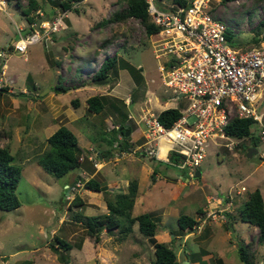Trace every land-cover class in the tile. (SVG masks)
<instances>
[{"label": "rangeland", "instance_id": "obj_1", "mask_svg": "<svg viewBox=\"0 0 264 264\" xmlns=\"http://www.w3.org/2000/svg\"><path fill=\"white\" fill-rule=\"evenodd\" d=\"M36 1L39 8L37 14L40 16L38 18H44L45 14H48V18L51 19L54 14L51 0ZM27 2L28 0H20L19 8L13 1L7 2L6 7L0 10V51H6L7 45L19 38L18 28H23L22 35L26 32H33V30H27L28 23L25 16L21 13V10L27 7ZM170 2L171 0H161L163 7H168ZM157 4L159 5V3ZM211 4L214 6L213 13L224 21L233 33L232 38L235 47L249 48L255 44L254 40L258 37L261 40L264 39V26L261 23L264 21V0H214ZM73 5L76 11H67L68 17L66 14L64 20L67 26V22H71L72 26L69 25L68 29L65 28L55 34L59 41L58 45L51 46L46 41V46H44V43L40 42L29 46L26 53L27 59H24L23 55L16 52H12L7 58L6 63L9 65V71L17 70L18 73L17 71L16 73H8L10 77L17 79L16 82H13L12 91H8L6 86L7 90L0 92V146L9 148L10 153L15 157L14 163L21 168V177L16 190L20 206L10 211L0 209V264H99L94 263L97 260L95 261L93 259L94 256H92V249L96 247H101L99 251L101 249L102 251L110 249V251L116 253L113 260H116L118 256L119 262L117 264H134L131 253L136 251H140L141 254L139 257V260L141 259L140 264H150L154 257V248L148 238L139 232L137 224H134L133 233L128 235L125 241L121 243L122 247L116 246V243H118L115 240L117 233L111 235L106 230H102L99 240L95 241L94 237L87 235L85 227L80 222H75L73 214L80 212L88 216L99 215L102 214L104 209L98 203L93 202V198L90 199V203L72 205L76 193L65 190L64 183L70 180L74 171L57 178L47 173L37 164V158L48 148L46 138L43 137L47 132L38 135L37 139L31 137L30 132L32 129H36L39 133L44 120L42 115H48L43 114L45 104L38 105L37 110L34 109L32 111L31 109L30 111L31 99L22 98L19 95V89L31 85V80L38 83L39 91L42 90L39 93L41 98L44 99L50 91H53L52 87L57 83L58 78L66 87L78 83L83 84L81 91L74 92L69 90L56 96L55 100L64 105L61 107L63 112L60 111L57 115V117L61 116L55 120L56 123L52 122L51 118L44 121L50 129V127L55 128L56 124L64 125L59 124V121H68L66 118L68 117L67 113L70 111H75L74 113L82 115L80 109L82 107L76 108L72 105L71 100L79 97L81 102L84 97L95 94L93 90L98 88V86L86 84L93 81L91 80L92 74L88 72H90L91 68H97L104 58L117 53L120 58L128 61L134 67L140 68L139 72L147 78L146 84L144 81L139 83L140 98L135 100L134 92L132 96L133 102L129 106L125 105L124 101H121L118 104L120 117H118L116 112L111 111L109 107L102 111L104 115L109 113L113 115L112 120L108 119L104 129L97 126L93 131L90 130V134H92L91 136L94 139L101 137L105 131L109 132L113 122H118V119L119 121L126 119L127 114H132L137 118V115L141 113L139 109L144 108L142 102L145 98V94L143 96L145 89L154 91L155 96L158 97L157 101L153 100L150 103L149 107L151 109H155L157 104L164 107H175L177 104L180 107L185 104L183 101L175 102L171 100V91L163 86L159 79L158 63L153 51L154 47L159 44L160 35L147 36L143 25L138 19L134 18H128L124 22H110L103 26L96 25L98 21L110 17L116 10L125 8V3L120 2V0H83L78 5L76 2ZM76 32L79 36L75 35ZM11 40L13 41L11 42ZM106 41H109L108 44L105 43ZM105 44L107 45L106 48H104ZM77 46L82 47V49L79 48L81 51L84 49L89 52L87 56L89 59L86 58L89 64H86L85 61V63H77L76 50L72 52L73 48H78ZM85 51L83 52L85 53ZM65 52L69 55L67 60L64 57ZM95 52L96 54L100 53L101 56L90 60L91 54H95ZM4 60V56L0 57V65L3 64ZM56 61L59 62L60 66L56 64ZM76 64L79 66L77 70L74 68ZM74 73H76L75 78L77 80L73 77ZM105 81H107L109 86L102 89L109 91V87L112 86L110 84L113 82L109 78L105 79ZM99 93L103 92L99 90L97 94ZM262 95L264 104V90ZM45 103H47V100ZM263 109L264 107H258L259 111ZM86 115L90 116L87 117ZM68 118L70 119V117ZM97 118L101 119V116L92 118L91 114L86 113L85 116L80 117L79 122L67 127L70 130L77 129V131H74L75 135L78 134L79 140L82 141V138L85 140L87 133L89 134L87 126L93 122L95 123ZM102 123L105 124V121L103 120ZM251 131L260 139L257 124L251 127ZM81 144L83 143L81 142ZM253 147L255 146L250 143L248 138L240 141L232 152L211 144L207 150L206 157L200 165L199 171L202 173V177L200 175L197 180L193 179L194 184H191L192 180H190L189 186L186 185L183 193H180V198L174 201H168V187L163 190L159 188L168 180L172 182V178L182 175V171L167 163L158 162L144 154H139L137 158H140V161L136 165L138 166L142 161L147 162L149 166L153 167V170L159 173V181L156 183L151 182L150 184L140 183L139 186L142 192L139 196L143 197L142 205L137 204L135 208L133 207V211H135V214L150 213L159 218L161 212H170L176 207L179 213L194 218L196 210L208 208L205 193L213 191L215 195L221 197L230 189L231 185L242 181L241 185L245 186L246 190L240 192L241 194L239 195L236 193L237 188L233 189L231 194L237 196L234 198L231 209L225 213L226 215L223 213L225 216L223 219L219 215L208 219L204 210L201 211L200 220H204L202 227L207 231L208 235L210 232L209 238L196 245L195 241H197L198 237L194 233L193 236L195 235V238H185L186 236L184 235L189 230L185 232L178 230L179 232L176 235L179 237L171 243L167 242V244H170L169 246L173 247L176 252L179 246L186 253L191 252V250L197 251L199 247L205 248V250L195 254L194 257L199 258L201 264H219L218 260L222 264H244L239 259L237 247H232V243H229V241H223L222 236L218 234L230 231L231 242L237 245L242 244L241 240L245 243L251 242L250 248L255 253V261L264 264V242L263 244L258 243L257 249H255L257 241L255 237L252 238L253 226L242 222L237 212L249 192L255 188H260L264 193V145L259 141L255 147L257 154L253 155L255 157L259 156V162L247 158L248 150ZM82 163H86L89 173L94 171L88 160H84ZM104 167L100 170L101 172H103ZM109 170L110 167L108 172ZM183 173L186 175L185 171ZM99 175L95 176V179L103 183L105 179L102 175ZM131 179L129 177V180ZM186 179H188V176ZM194 186H197L196 190L189 192L190 187L194 188ZM83 191L86 197L95 195L87 189ZM80 192L83 195L84 192L82 190ZM108 197L112 198V195ZM211 204L210 207L216 208L214 202ZM58 213H60L59 217L57 216ZM231 216L236 218L235 223H233V229L229 226ZM178 217L176 219L177 224ZM168 219L167 226L173 225L175 227V222L170 217ZM161 227L160 223H158V234ZM55 237L64 239L72 245V248L68 250H64L59 246L55 249L52 248L56 245ZM181 238L186 241L185 243L182 242V245L180 243L181 240H179ZM130 245L133 247H130ZM113 246L117 250H114ZM60 255L67 260L66 263L63 262L64 260L62 261ZM112 256L104 257L101 255V258L105 264H109ZM180 259H182L181 256ZM113 260L112 262H114Z\"/></svg>", "mask_w": 264, "mask_h": 264}, {"label": "built area", "instance_id": "obj_2", "mask_svg": "<svg viewBox=\"0 0 264 264\" xmlns=\"http://www.w3.org/2000/svg\"><path fill=\"white\" fill-rule=\"evenodd\" d=\"M146 1L150 21L159 27L155 33L160 35L159 44L154 45L153 52L161 84L171 91V100L185 104L179 107L181 116L170 127H165L157 119V107L162 105L151 109L150 103L158 97L147 90L142 102L144 108L139 109L141 113L137 118L128 114L130 121L142 124L140 137H130L129 146L120 149L118 142L122 136L118 134L113 159L130 160L144 154L185 171L187 181L193 180L211 144L233 151L242 141L225 131L235 118L255 121L259 140L264 145V109L258 110L264 107V39L249 48L235 47L233 38H229L233 33L213 13L214 0H187L186 5L170 3L161 8L154 0ZM5 6V0H0V10ZM59 10L55 9L51 19L41 22L39 30L33 28V32L24 35L18 31L19 38L6 51H0V57H5L9 51L25 55L28 47L35 43L43 42L46 46L45 42L65 27L67 11ZM132 102L129 96L125 104L129 106ZM112 128L117 129L118 124H112ZM172 153L178 155L177 161L170 160ZM85 158L95 171L104 165L92 148L82 154L79 161ZM241 182L230 186L229 196L234 188L237 194L246 190ZM83 184L78 179L68 191L75 193L84 188ZM222 201L226 202L224 198ZM230 205L229 200L218 212L207 209L206 217L212 219L219 215L223 219L222 212L229 210ZM203 221L199 219L192 232L199 233Z\"/></svg>", "mask_w": 264, "mask_h": 264}, {"label": "trees", "instance_id": "obj_3", "mask_svg": "<svg viewBox=\"0 0 264 264\" xmlns=\"http://www.w3.org/2000/svg\"><path fill=\"white\" fill-rule=\"evenodd\" d=\"M6 1H13L18 8L20 7V0ZM80 1L82 0H51L53 13L55 14V9H60L61 11H76V8L73 7V2ZM120 2L125 3L126 7L121 10H116L110 17L98 21L96 25L103 26L110 22H124L128 18H134L138 19L143 25L147 36L153 35L159 31V27L150 21V15L147 11L148 3L146 0H120ZM154 3L160 8L163 7L161 0H154ZM157 3H159V5ZM170 3L186 5L187 0H171ZM38 9L39 8L36 0H28L27 7L21 10V13L25 16V19L28 23V31L33 30L36 19L40 17L39 14H37ZM261 23L264 26V21ZM229 38H232V35H230ZM260 41L261 39H259V37L254 40L255 44L259 43ZM108 42L109 41H106L105 43L108 44ZM56 64H59V62L56 61ZM120 69H126L131 77L137 82V84L142 82V76L139 72L140 68H136L128 61L120 58L117 53H114L112 56H107L103 59L101 65L93 71L92 80H105L109 78L110 81L114 82V79L116 78ZM69 89V87L62 85L59 78L53 87L55 93H64ZM6 90V87H0V92H5ZM120 102L121 100L112 99V97L108 95H92L86 99L87 111L97 114L109 107L113 109L112 111L118 114V117H120L118 107ZM71 103L77 107L78 103L76 99H73ZM180 116L181 114L179 107H169L160 111L158 113L157 119L163 126L170 127ZM117 121L118 122H116L115 125L118 123V128H111L109 132L105 133L108 136L105 140L110 148L107 149L106 154L102 156L103 158L112 156L113 151L115 150L113 145L117 140L118 134L122 136V140L118 142V148L124 149L129 146L128 141L130 139V135L125 136V132L127 130H129L130 133L132 131V126L130 124L131 121L128 119V114L126 115V119H122L121 121L118 119ZM125 124L128 125L127 128H124ZM254 124H256L255 121L249 118H235L230 123H228L225 131L227 134L237 138H248L250 143L256 147L258 138L251 131V127ZM46 143L48 148L37 158V164L41 166L47 173L57 178L63 177L74 168H79L82 165V162L79 161L80 156L82 154H87L89 149L88 148L83 152V150L78 145L77 136L65 125H60L48 138H46ZM177 156L178 155L176 153H172L170 160L177 161ZM14 160L15 157L10 153L9 148L7 146H0V209L5 211L14 210L20 206V202L16 195V190L21 177V168L14 163ZM85 160L87 159L85 158ZM100 160H102V158H100ZM158 162L162 161L158 160ZM92 168L94 172H98L95 171L93 166ZM175 168L178 169L177 167ZM187 176L188 175L185 177ZM83 182V187L85 189L104 193L108 191V187L102 185L94 177H91ZM127 187L128 190L125 193L117 192L112 194V198L108 196L105 197L107 209L106 213L88 216L78 212L73 214V219L75 222H80L85 227L87 235L94 237L95 241L99 240V235L102 230H106V232L109 234L117 233L115 240L117 242H121L132 233L133 225L137 224L139 232L148 238L154 248V257L150 264H180V260L174 248L170 247V244L158 242L154 238L157 231L159 230V218L150 213H141L136 216L132 215V209L138 191V183L136 179H131ZM227 192L222 196L226 202L230 200V210L233 206L234 198L237 195L234 196V194H232L230 197ZM240 194L241 193H239V195ZM82 204L83 203L81 199L75 195L72 205ZM223 206L225 207V204ZM229 210H224L222 213L226 215L225 212H228ZM237 212L238 217L242 222L258 229L257 243H263L264 201L259 189H254L247 194V198L244 199ZM195 224L196 220L191 216L182 213L179 214L178 226L180 228V232H185L187 228L188 230H191ZM177 232L179 231L177 230ZM171 234H173L174 237L171 239L170 243L175 241L177 238L175 232L171 231ZM55 240L56 245L52 247L54 249L58 248L57 246L63 248L64 250L72 248V245L62 238L55 237ZM250 243L238 244L237 252L239 259L244 264H257L255 261V253L251 251L252 249L250 246L252 244ZM185 256L187 259H189L186 254ZM60 258L62 261L64 260V263L67 262L63 256L60 255ZM218 263L220 264L221 261L218 260Z\"/></svg>", "mask_w": 264, "mask_h": 264}, {"label": "crops", "instance_id": "obj_4", "mask_svg": "<svg viewBox=\"0 0 264 264\" xmlns=\"http://www.w3.org/2000/svg\"><path fill=\"white\" fill-rule=\"evenodd\" d=\"M76 3L78 5L79 2H76ZM45 17H48V14H45ZM67 17H68V14H67ZM65 23H66V21H65ZM67 23H68V26L69 25L72 26L71 25V22H67ZM68 26L66 24L65 28L68 29L69 28ZM22 29L23 28H18L17 31H21L22 32L23 31ZM75 35L76 36H79L77 32L75 33ZM12 41L13 40H11V42ZM57 41H58V39L54 35L53 38L50 41H48V45H51V46L58 45L59 44V41H58V43H57ZM35 44H37V43H35ZM9 45H7V47ZM77 47L78 48L75 47L72 50V52L76 50L75 51V55L77 56V63L78 62L81 63V62H84L85 61L86 64H89L86 61V58H88L87 56H88L89 52L87 50L85 51L83 49V51H85V53H84L83 51L80 50V49H82L81 46H77ZM106 47H107V45L104 48H106ZM106 52H107V50H106ZM11 53H12V51H9V53L5 56V60H4L3 64L0 65V87H6L7 86L8 87V91H10V92L12 91L11 89L13 88V86H12L13 85V82H16V80H17L16 78L10 77L9 74H8V73H16V71H17V70L16 71L15 70L9 71V65L6 63L7 62V58L11 55ZM68 56L69 55H67V53L65 52L64 57H65L66 60H67V57ZM98 56H101V54L100 53H97L96 54V52H95V54H91L90 60H94ZM22 57H24V59H27L26 58V54L23 55ZM101 63H99V66L101 65ZM58 66H60V64ZM77 67H79V66L76 64V66L74 67L75 70L79 69ZM97 68H91L90 69V72H88V73L93 74V71L95 69H97ZM17 73H18V71H17ZM140 74L142 76V81H144V83L146 84L147 83V78L144 77V75L141 72H140ZM75 76H76V73H74L73 77L75 78ZM91 80H92V75H91ZM93 82H94V80L92 82H88L86 84H88L89 86H91V85H97L98 86V88H96V89L93 90V92L95 93L94 95H96L97 92L100 90L103 93H99V94L108 95V96L112 97V99L121 100V101H124V103L126 102V99L129 96L132 99V96H133L134 92H135V94H134L135 95V100H138L140 98V90H138L139 84H137V82L131 77V75L129 74V72L126 69H120L118 71L117 76L114 79V82L112 84H110L112 86L109 87L110 88L109 91H107V89H102L103 87L106 88V87L109 86V84L107 83V81H105L104 84L101 83L99 85L98 84H94L95 82L94 83ZM30 84L31 85L25 86V88L24 87H21L19 89V91H20V94H19L20 97L31 99V104H30L31 105V108H30V111H31V109H32V111L34 109L37 110L38 105L40 106L41 104H45V107H43V109H44L43 114H47L48 116L45 115L46 116L45 117L44 115H42V118L44 120L42 122L43 125H42V128H41V130H40L39 133L36 131V129H32L31 132L30 131L29 132L31 134V137H33L34 139H37L38 138V135H41L42 133L45 134L47 132L48 134L46 133L43 136V137L47 138V137H49L60 126V125L56 124V127L55 128H51L50 127V129H49L47 127V123L45 124L44 121H46L49 118H51L52 122L56 123L55 120H57L61 116V115H59L57 117V115L60 113V111L63 112L62 109H61V107H63L64 105H62L61 103H59V102H57L55 100L56 96L59 95V94H61V93H55L54 90L53 91H50L49 94H47L45 96V99H44V98H41V95L39 93L42 90L39 91L38 83L36 81L34 82V81L31 80V83ZM82 86H83V84L78 83L76 85L70 86L69 87L70 88L69 90H72L74 92H78V90L81 91V89L83 88ZM53 87H52V89H53ZM69 90H67V91H69ZM147 90H148V92H154V91H152L150 89H145V91L143 92V96H144V94H145V92ZM66 92H64V93H66ZM88 97H90V96L84 97L81 102L79 101V97H75L74 98V99L77 100V103H78L77 104V107L78 108L82 107V108H80L81 109V112H82V115L81 116H85V114L87 113V114H91L92 118L93 117L95 118V117L101 116V119L102 120L100 118H97V121L95 123L93 122L92 124H90L89 126H87L89 128V134L87 133V137H86L85 140H84V138H82V141H80L79 138H78V134L76 135L77 136V139H78V145L83 150V152L86 151L88 148H92V149L96 150V152L99 155V157L102 158L101 161L104 164L103 167L104 166L105 167L102 170L103 172L100 171L102 169L101 168L98 172H94L93 171V172L89 173V171L87 170V167H86V163H82V165L79 168H74L72 170L74 172H72V175H71L70 180L68 182H65L64 183V186L68 190L69 187H70V185H72L74 183V181H76L78 179H82V181H86V180H88L91 177H94L95 178V176H97L99 174L102 175V177L105 180H103V183L101 181H99V182L102 185H105L106 187H108V189H107L108 190L107 191L108 193L107 192L106 193H104V192H95V191H92V190H88L87 189L89 192H92V194H95V195L94 196L93 195H88V197H86L84 195L85 192L83 191V190H85V188L79 189V191L82 190V192H84L83 195H81V192L79 193V191H77L75 193H76V196L77 197L79 196V198L81 199L82 203H86V204L87 203H90L91 202L90 199L93 198L92 201L95 202V203H98L100 205V207H102V209H104V211L102 212V214H103V213H106V211H107V209H106V203H105V197L110 196V195H112L114 193H117V192H122V193L127 192V190H128V187L127 186H128L129 181H130L129 180V177H130L132 179H136V181L138 180V191H137V196H136V200L137 201L135 200V203H134V206L133 207L135 208V206L137 204L142 205V199H143V197H140L139 196V194H141V192H142L141 189H140V186H139L140 183L141 182L142 183H147V184H150L151 182L152 183H156L157 181H159V173L156 170H153V167L151 165L149 166L148 163L147 162L145 163L144 161H142V163L137 166L136 163H138L140 161V158H137V157L136 158H133L131 160L125 159V160L115 161L113 159L114 158V151H113L112 156H110L108 158H103L102 157V156H104L106 154L107 149L110 148V146H108V144H107V142L105 140L106 137H108L105 134L107 131H105V133H103V135H101V137H96L94 139L91 136L92 134H90L91 133L90 130L93 131L94 128H96L97 126L100 127L101 129H104L105 128V125L108 122V119L110 118L112 120V116L113 115H111L110 113L108 115H104L103 112H100V113H97V114L88 112L87 111V104H86V99ZM46 100H47V103H45ZM132 101H133V99H132ZM168 107H164V106L157 107V111L159 109V112H160V110L162 111V110H164V109H166ZM65 109H66V107H65ZM110 110L112 111L113 109L110 108ZM74 112L75 111L68 112L67 115H68V117H70V119L67 117L66 120L68 119V121H66V122H63L62 120H60L59 121V124H64L65 126H69L71 124H74V123L76 124L77 122H79L78 120L80 119L81 116H80V114H76ZM86 116L88 117L90 115H86ZM35 120H36V118H35ZM100 120H101V122H100ZM103 120L105 121V124L102 123ZM98 122H100V123H98ZM115 123L116 122L114 121L113 122V125H115ZM130 124L132 126V131L130 133V137H132L134 139L140 137V133H141V129H142L141 128V124L140 125H137V124H135L134 121H131ZM72 131L73 132L74 131H77V129L74 128V130H72ZM81 142L83 144H81ZM109 167H110V170L108 172ZM119 169H120V171H119ZM75 170H76V173H75ZM185 176L186 175L183 173V175H180V176H177L175 178H172L171 179V180H173L172 182L170 180H168L163 186H161L159 188V189L163 190V189H166V187H168V189H169V200L168 201H174V200L180 198V196H181L180 193H183V189L185 188L186 185L189 184V181H187V179H186L187 177H185ZM201 177H202V173H201ZM193 182L194 181L192 180V183L191 184H194ZM192 187H190L191 189L189 190V192H193V191L196 190L195 188H197V186H194V188H192ZM255 189H259V191H260V193L262 195V198L264 200L263 190L260 189V188H255ZM143 193H144V191H143ZM106 194H108V195H106ZM205 198H206V200L208 202V208L202 209V210L205 211V213H206V210L207 209H213L216 212H218L219 210H221V209H223V208L226 207V202H223L222 201L223 196L219 197V196L215 195L213 191L210 192V193L209 192L208 193H205ZM84 199H85V202H84ZM213 202H214V204H216V208L210 207V205H212L211 203H213ZM224 204H225V207L223 206ZM202 210L201 209L196 210V214L194 216V219L195 220L201 215V211ZM59 214L60 213L57 214L58 217H59ZM139 214H141V213H139ZM179 214H180L179 213V210L176 207H174V210H171L170 212H168V211L165 212V213H162L161 212L160 217H159V223H160V225L162 227H161L160 233L159 234L156 233V235L154 237L158 242L167 243V242H170L171 241V239L174 237V235L171 234V231L177 233V230L180 229L179 226H178V224L176 223V219H177V217H178ZM132 215L133 216H136L138 214H135V211H133V209H132ZM169 217H170V219H172V221L175 222V225H176L175 227L173 225H171L170 227L167 226L168 225L167 222L169 221V219H168ZM235 220H236L235 216H231L229 226L232 229L234 227V224L233 223H235L234 222ZM135 225L133 226V231L135 229ZM186 230H188V228ZM203 230L204 229H202V231L200 232L201 234L200 233L199 234H195L198 237L197 241L194 240L196 242V245L201 244L203 241H205L207 238H209L210 232H209V235H208L207 231H205V230L203 231ZM133 231H132V233H133ZM202 232L204 233V235H202L203 234ZM218 234L222 236V240L223 241L225 240V241H229V243H232V247H238V245L236 243L231 242L232 239H231V233H230V231H228V232H222V233L220 232ZM195 235L193 236V233L190 234V232H189L188 234H185L184 236H186L185 238H187V237H189V238H192V237L195 238L196 237ZM257 235H258V229L256 227H253V237L252 238L255 237L256 238V241H257ZM176 237H179V236L176 235ZM182 239L183 238L179 239V240H181V242H180L181 245H182V242L183 243L186 242V241H183ZM123 241H125V239ZM123 241L116 243V246L118 245V246L122 247L121 246V243ZM241 243H245V242L243 240H241ZM259 244H263V243H259ZM255 245H256L255 246V249H257L258 243L255 244ZM130 247H133V246L130 245ZM100 248L101 247H96V248H93L92 249V256H94L93 259H95V261L97 260L94 263L105 264L104 261L101 258V255H103L104 257H111L113 255L112 256V260L116 256V253L110 251V249H104L106 251H102V249H101V251H99ZM113 249L114 250H117L115 246H113ZM34 250H37V249H34ZM119 250H120V248H119ZM201 250H205V248L199 247V249L197 251L196 250H194V251L191 250V252L186 253L185 251H183L182 247L179 246L177 248V252L176 253H177L178 258L180 260V264H184L183 261L185 260L184 257H186L185 254L189 258V259L186 258L188 260V264H201V261L199 260V258H194L195 257V254H197ZM33 253H35V252H33ZM131 256H132V258L134 260V264H140V261H141V259L139 260V257L141 256L140 251H136L134 253L132 252L131 253ZM180 256L182 257V259H180ZM112 260H110L111 263L109 262V264H112V263L114 264V262H116L115 264H117V262H119L118 261V256L116 257V260H113L114 262H112ZM256 263L257 264H260L258 262H256Z\"/></svg>", "mask_w": 264, "mask_h": 264}, {"label": "water", "instance_id": "obj_5", "mask_svg": "<svg viewBox=\"0 0 264 264\" xmlns=\"http://www.w3.org/2000/svg\"><path fill=\"white\" fill-rule=\"evenodd\" d=\"M47 20V18L46 17H44V18H38L37 20H36V22H35V25H34V29L35 30H39V25H40V23L41 22H43V21H46ZM96 84H104L105 83V81L104 80H95L94 81ZM127 124H125L124 125V128H127ZM128 135H130V131L129 130H127L126 132H125V136H128ZM255 153H257V151L255 150V148L253 147V148H251V149H249L248 150V152H247V158L248 159H250V160H252V161H257V162H259V158L258 157H255V155H253V154H255ZM200 175H201V172L200 171H197V173H196V177L198 178V177H200ZM55 220H56V217H55ZM185 258V260L183 261V263L184 264H188V260L186 259V257H184Z\"/></svg>", "mask_w": 264, "mask_h": 264}, {"label": "clouds", "instance_id": "obj_6", "mask_svg": "<svg viewBox=\"0 0 264 264\" xmlns=\"http://www.w3.org/2000/svg\"><path fill=\"white\" fill-rule=\"evenodd\" d=\"M5 2H6V5H7V1H6V0H5ZM73 4H74V2H73ZM73 7H74V5H73ZM46 18H48V17H46ZM65 26H66V23H65ZM64 29H65V27H64L62 30H64ZM62 30H60V31H62ZM60 31H59V32H60ZM59 32H58V33H59ZM56 34H57V33H56ZM53 36H54V35H53ZM52 38H53V37H52ZM154 93H155V92H154ZM164 105H165V104H164ZM162 106H163V105H162ZM174 108H175V107H174ZM160 111H161V110H160ZM157 112L159 113V111H157ZM245 139H246V138H245ZM242 140H243V139H242ZM259 141H260V140L258 139V143H259ZM258 143H257V144H258ZM238 145H239V144H238ZM254 148H255V147H254ZM230 152H232V151H230ZM256 154H257V153H256ZM257 157L259 158L258 155H257ZM259 159H260V158H259ZM199 169H200V167H199ZM199 169H198L197 171H199ZM196 173H197V172H196ZM195 179L197 180V177H196V176H195ZM195 179H194V180H195ZM194 180H193V181H194ZM204 212H205V211H204ZM199 219H200V216L196 219V222H197V223H198V220H199ZM197 223H196V224H197ZM196 224H195L194 226H196ZM194 226H193V227H194ZM192 229H193V228H192ZM192 229L189 230L190 234H191V233L197 234V233L194 232V231L192 232ZM189 232H188V233H189ZM188 233H186V234H188Z\"/></svg>", "mask_w": 264, "mask_h": 264}]
</instances>
